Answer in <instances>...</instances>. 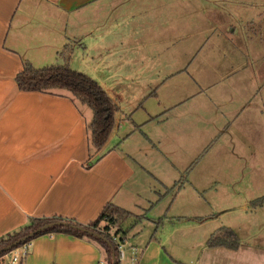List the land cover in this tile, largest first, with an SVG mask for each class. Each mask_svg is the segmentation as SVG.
<instances>
[{
    "label": "crops",
    "instance_id": "crops-1",
    "mask_svg": "<svg viewBox=\"0 0 264 264\" xmlns=\"http://www.w3.org/2000/svg\"><path fill=\"white\" fill-rule=\"evenodd\" d=\"M171 1L0 0V239L30 218L88 225L112 204L145 212L143 222L124 224L130 257L121 264H264V205L206 208L186 194L187 183L178 190L183 155L176 154L183 139L195 142L192 129L199 128L200 138L209 112L211 147L228 141L227 161L258 160V150L247 155L236 148L264 139V0L231 1L228 14L217 0L207 1L219 14H203L202 0ZM65 51L69 66L96 79L119 108L101 150L90 145L88 107L65 95L23 92L16 83L27 62L38 69L63 64ZM187 76L195 84L183 90L175 82ZM239 125L253 131L236 139ZM153 159L163 163L171 183L153 174ZM151 180L181 198L186 211L154 220L142 240L155 203L143 207L134 200L151 192ZM222 227L237 235V250L208 246ZM100 262L105 257L95 243L56 234L34 239L22 263ZM0 264L11 263L4 257Z\"/></svg>",
    "mask_w": 264,
    "mask_h": 264
},
{
    "label": "rangeland",
    "instance_id": "rangeland-1",
    "mask_svg": "<svg viewBox=\"0 0 264 264\" xmlns=\"http://www.w3.org/2000/svg\"><path fill=\"white\" fill-rule=\"evenodd\" d=\"M231 1L236 0H217L216 3L218 5V9L222 11L221 14H225L222 9L227 13L226 8H232ZM173 4V1L169 0V2H161V0H152V5L154 4ZM180 5L185 6L189 4V1H179ZM201 5L204 8L202 13H212V8L214 4H210L207 0H202ZM212 10V11H211ZM155 11H160L155 10ZM214 12V11H213ZM214 14H219L218 12H214ZM228 14V13H227ZM197 51V50H196ZM184 67V66H183ZM194 67H191L193 69ZM172 71L181 70L180 67H171ZM185 69V68H184ZM78 71V70H76ZM81 72V71H78ZM82 73V72H81ZM87 75V74H86ZM89 76V75H88ZM92 78V77H91ZM181 78V77H180ZM94 79V78H93ZM96 80V79H94ZM175 84H180L179 87L183 90L186 88L192 89V84H195L188 76L184 79L182 77L181 81L175 82ZM130 99H125L124 104L129 105ZM209 113V112H208ZM203 116L202 122L200 124V138H198V129L197 131L191 130L192 136L195 137V142L187 139H183L178 146V152L182 156V163H178V170L182 171L181 178L186 179V194L189 196H193L196 200L199 201L200 204L205 206L206 208H213L217 212L225 207H242V203L245 201H253L260 197L264 196V139L262 135L259 138H256V141L259 143V146L254 144H244L240 148L237 147L238 151H245L247 155L251 154L254 150L259 151V158L255 163H245L243 162H232V158L229 161L226 160L227 155H231V145L228 141H224L220 146H212L211 144L214 141L212 138L210 139V134L212 132L210 125V116L209 114ZM209 118V119H208ZM198 126V125H197ZM181 128L187 129V124L180 126ZM239 131L234 132L236 139H238V134L243 133V137H247V135L251 134L252 129L249 130L247 125H239ZM238 130V129H237ZM185 132V131H184ZM195 134V135H193ZM226 140L229 142L232 140V135H229ZM198 138V139H197ZM215 145V144H214ZM169 150L174 151V146L171 144L168 146ZM161 148V147H160ZM162 149V148H161ZM163 151V150H161ZM213 152H216L212 154ZM166 153V151H165ZM216 157H221V159H217ZM228 157V156H227ZM224 158V159H223ZM154 160V159H153ZM150 166L151 171L156 176H161L163 179L171 183V177L167 176V172L165 170V166H163L162 162L154 160ZM177 166V164L169 163L168 166ZM175 173V172H174ZM248 174V175H247ZM239 175L242 177L240 178ZM246 176L254 175L256 180L249 179ZM177 179V178H176ZM180 179V178H179ZM183 180V179H181ZM220 183V184H218ZM254 183V185H253ZM220 185V190H216L215 186ZM151 189L150 193L143 192L141 193L140 198L137 199V204H141L143 207H148L147 200L155 203V206L149 208L147 212L148 219L143 224L141 230L142 232V240L146 239L149 230L154 227L153 221L163 218L165 214L169 217L172 216H181L186 211V203L180 199L174 200L170 196V194H165L166 191L162 186H159L156 181L151 180ZM235 188V189H233ZM223 189V190H221ZM160 194L164 196L161 197ZM128 209H132L133 200L126 204ZM169 209V210H168ZM168 210V211H167ZM136 211V210H135ZM145 217L144 211H138L135 214H132V217L129 218L128 223H136L143 222V218ZM123 224V225H124ZM141 242L138 241V243ZM128 248V246H127ZM129 251V248L127 252ZM130 256L127 255L126 261L129 260ZM10 260V258H8Z\"/></svg>",
    "mask_w": 264,
    "mask_h": 264
},
{
    "label": "trees",
    "instance_id": "trees-1",
    "mask_svg": "<svg viewBox=\"0 0 264 264\" xmlns=\"http://www.w3.org/2000/svg\"><path fill=\"white\" fill-rule=\"evenodd\" d=\"M68 53L64 52L66 62L63 64L38 69L27 62L15 80L19 90L23 92L65 95L77 104L88 107L92 113V120L88 125L90 145L93 150L98 151L103 149L112 135L119 108L96 80L69 66L67 63ZM100 159L101 157H97L90 166ZM185 181L186 179L183 178L179 182L178 190L186 183ZM263 205L264 196L250 203L253 209ZM130 217H132L131 213L108 204L98 218L88 225L61 217L30 218L25 226L0 239V250L19 242L39 228L48 224H56L35 237L21 242L14 250L31 243L40 236L65 234L95 243L104 254L105 264H121L118 244L114 238L119 237L121 242L126 243L127 231L124 230L123 224ZM207 244L210 248L224 247L231 250H237L240 246L235 232L226 227H222L214 233ZM14 250L0 255V258L9 255Z\"/></svg>",
    "mask_w": 264,
    "mask_h": 264
},
{
    "label": "built area",
    "instance_id": "built-area-1",
    "mask_svg": "<svg viewBox=\"0 0 264 264\" xmlns=\"http://www.w3.org/2000/svg\"><path fill=\"white\" fill-rule=\"evenodd\" d=\"M114 240L118 244V252L120 255L119 256V262L121 263L126 259L127 254H128L127 244L124 242H121L119 237H115ZM29 247H30V243L12 251L9 255H6L4 257L10 258L11 264H20L27 258L28 252H29ZM4 257H2L0 259H3ZM100 264H105V263L100 262Z\"/></svg>",
    "mask_w": 264,
    "mask_h": 264
},
{
    "label": "water",
    "instance_id": "water-1",
    "mask_svg": "<svg viewBox=\"0 0 264 264\" xmlns=\"http://www.w3.org/2000/svg\"><path fill=\"white\" fill-rule=\"evenodd\" d=\"M55 225H56V224H48V225H46V226H44V227H42V228H39L38 230H36V231L30 233L28 236H26L25 238H23V239L20 240L19 242H17V243H15V244H13V245H10V246H8V247H6V248L0 250V255H2V254H4V253H7L8 251L14 250L15 247H16L17 245H19L21 242L26 241V240H28V239H31V238L35 237L37 234L42 233L43 231L48 230V229H50L51 227H54Z\"/></svg>",
    "mask_w": 264,
    "mask_h": 264
}]
</instances>
